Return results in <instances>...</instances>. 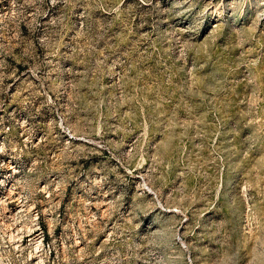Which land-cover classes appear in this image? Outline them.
Wrapping results in <instances>:
<instances>
[{"label":"rangeland","instance_id":"1","mask_svg":"<svg viewBox=\"0 0 264 264\" xmlns=\"http://www.w3.org/2000/svg\"><path fill=\"white\" fill-rule=\"evenodd\" d=\"M8 190L0 264H264V0H0Z\"/></svg>","mask_w":264,"mask_h":264},{"label":"bare ground","instance_id":"2","mask_svg":"<svg viewBox=\"0 0 264 264\" xmlns=\"http://www.w3.org/2000/svg\"><path fill=\"white\" fill-rule=\"evenodd\" d=\"M8 171H12V168L10 167L8 169ZM3 183V182H2ZM10 204L13 205L14 204V210H12V208L10 209ZM0 208L4 211V213H8V216H12L13 212H19V211H23V206H21V202H19L18 200H14V194L12 192H10L9 190L7 191V193L1 194L0 195ZM14 216V215H13ZM29 235L28 237V242L31 243V245H34L35 247H37L38 245H41V237L39 235V231L36 229V227L31 228L29 231ZM21 234V233H20ZM19 234V235H20ZM14 236V235H13ZM12 236V237H13ZM19 237V236H18ZM16 238V237H15ZM21 239V238H20ZM13 240V239H12ZM11 242V241H10ZM15 243V241H14ZM16 244V243H15ZM19 247V246H18ZM17 247V248H18ZM23 247V246H22ZM26 247V246H25ZM24 247V248H25ZM36 249V248H35ZM39 251V250H38ZM34 257V259L38 258ZM37 260V259H36Z\"/></svg>","mask_w":264,"mask_h":264}]
</instances>
